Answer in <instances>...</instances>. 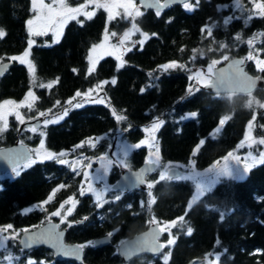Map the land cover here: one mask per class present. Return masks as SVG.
Masks as SVG:
<instances>
[{"label":"trees","instance_id":"1","mask_svg":"<svg viewBox=\"0 0 264 264\" xmlns=\"http://www.w3.org/2000/svg\"><path fill=\"white\" fill-rule=\"evenodd\" d=\"M225 1L199 0L192 11L177 4L159 16L152 9L145 11L138 22L151 36L140 47L125 53L123 66H118L114 57L107 56L91 73L88 72V52L93 44L100 41L106 28L107 15L103 9L90 20L81 19L83 23L70 20L58 42L50 46L34 45L30 59L35 65L37 82L45 85L56 83L51 88L36 87L38 98L33 113L57 111L77 91L108 81L105 104L89 103L78 109H69L64 122L48 128V140L54 141L56 146H66L115 126L122 130L123 135L137 140L144 134L143 127L159 117L165 121L157 133L162 159L186 163L193 158L197 168H205L237 146L254 113V135L264 138V108L253 106L228 113L226 101L205 89L199 87V92L188 94L191 66L205 65L225 52L228 58H244L249 50L246 41L235 39L238 31L235 27L219 22L212 27L211 36L206 30L202 31L218 15L216 3ZM30 15V0H0V28L6 32L0 38V54L19 53L27 47L26 20ZM128 25L129 19L117 17L109 22L108 27L119 34ZM246 32L251 33L249 29ZM220 43L227 47L220 48ZM258 46L264 56V44ZM244 60L250 73L264 78V71L257 69L253 62ZM170 61L183 64L185 68L158 74L160 66ZM4 78L0 96L4 93L5 97L19 99L31 85V76L24 64L15 63ZM112 79L116 80L115 85L110 83ZM253 95L260 101L264 100V87L256 89ZM113 109L117 114L125 115L127 120L117 121ZM193 111L198 113L196 118L180 119ZM224 115L229 119L219 134L212 138V130ZM203 138L205 143L193 156L195 147ZM5 139L1 135L0 143ZM49 169V164L38 163L18 178L7 180L6 187L0 191V225L22 227L39 221L37 213L21 214L20 210L47 196L54 183ZM193 190V185L183 180L160 181L153 187L158 216L167 220L185 216L186 225L193 229L191 235L187 234L186 227L175 229V243L166 247L168 264H188L192 260H195L193 264L201 262L197 259L204 258L214 247L221 252L218 264H264V165L252 168L243 180L223 178L189 210L187 205ZM108 219L103 230L86 225L84 234L74 231L67 239L78 242L91 240L100 230L109 231L122 220L125 221L122 233L130 235L136 231L134 226L139 222L136 219V222L130 219L127 222L124 211ZM162 256L145 255L130 264H164ZM27 259L35 260L37 264H109L116 256L109 248L100 249L87 244L83 261L57 260L43 247L24 251L17 264H27Z\"/></svg>","mask_w":264,"mask_h":264},{"label":"snow or ice","instance_id":"2","mask_svg":"<svg viewBox=\"0 0 264 264\" xmlns=\"http://www.w3.org/2000/svg\"><path fill=\"white\" fill-rule=\"evenodd\" d=\"M142 3H144V0H142ZM171 3H182L184 8L191 11L193 10V5L189 3V0H165L164 4H159V0H157V4L159 5L157 8V16L160 15L161 10L164 7L170 6ZM94 5L96 8H103L105 11L109 13V20L113 19L116 13L114 10L118 8H122L124 10V15L127 17H132L133 19L137 16H141L142 13L140 10L137 8L133 0H86V3L79 5L78 7H72L70 6L66 0H52V3L50 4H45L44 0H32V10L33 12L36 13L35 20L34 19H29L27 21L28 25V31L30 35L32 36H41V35H46L47 34V29L49 27L54 26L56 28L55 35L59 36L61 34V30L63 29L64 25L69 21V20H76L78 23H83L78 19L79 16L83 15L86 17V19L90 20L92 17L95 15L94 11H87L88 5ZM199 0H196V6H198ZM234 7L239 10L240 12H248L249 14L247 17L244 19L245 24L252 19L253 15H259V16H264V3H255L254 2V8L258 9V12H251L247 10L243 3L242 0H233ZM145 7H151V4H144ZM224 7H227L225 5ZM45 10H46V15H45ZM241 17H236V16H229L226 17L223 21L225 25L231 23L233 19H240ZM43 19L44 25L43 27H37L33 28V25L36 23V21ZM132 29L139 32L140 29L136 26L135 23L132 25ZM206 30L208 35H212V26H205V29H202V31ZM132 34L131 31L125 32L123 37L120 39L119 45L114 46L122 48L125 44V41L128 39V37ZM6 35V32L3 28H0V38H3ZM112 36H116V33L113 32L111 33ZM141 35L144 37V40H147L149 38L147 33L141 32ZM155 35V34H153ZM258 36H264V33H258L252 38L247 40V44L249 47H252L255 43V40L257 39ZM107 34L105 36V39H107ZM235 39L237 41L241 40V36L239 34L236 35ZM144 40L139 41V43L142 45L144 43ZM58 42V41H57ZM34 41L29 40V50H26L22 55L20 56H13L10 57V60L12 61H19L20 64H26L28 71L31 75V80H32V86L33 87H41V88H51L56 81L50 82L48 84H43V83H38L37 82V77L35 75V65L33 62L28 59L29 56L31 55L30 53V48L33 45ZM96 47H103V45L99 46H94L93 51H95ZM220 48H226L227 45L224 43H220L219 45ZM111 54V53H109ZM117 59L120 60L121 66H123V59L121 55L117 56ZM195 59V57H193ZM224 60L228 59V56L225 55L223 57ZM247 60H253L256 59L257 66L260 68L261 71H264V60H259L256 57L253 56L252 52H249L247 57L245 58ZM89 60L92 63L93 67H90L88 69V72L91 73L94 70V64L95 61L92 60V57L89 56ZM219 63L217 60H212L211 64H209L207 68V72L203 71H197L194 73L193 76L190 77V79H194L196 81L197 85H203L204 88L212 89L216 94H219L226 83L227 77L232 73V72H240L241 74L244 73L243 70V63L244 60H237L233 61L230 63L226 68H215L214 66ZM9 67L8 64L0 63V76L4 74V72L7 70ZM176 68H181L184 69L185 65L183 64H178L175 61L166 63L164 65L160 66V69L162 71H168L169 69H176ZM75 71V70H74ZM190 71V70H189ZM151 75V73H150ZM104 83H108V81H105ZM111 84L115 85L116 80L112 79ZM256 81H252V84L255 85ZM101 88V85L98 84L96 85V89ZM96 89L90 88L88 91L81 93L80 91H77L75 93V96L72 99H69L67 101L68 105H71L72 108H81L84 106L86 103H104V100L102 98L100 99H93L92 98V93L96 91ZM144 89H141V92H143ZM200 88L196 86H190L188 88V94L191 95L194 92H199ZM76 97H82V102H76L73 103V101L76 99ZM37 100V97L35 94L30 90L27 95L25 96L24 100L17 103L14 100H5L2 103H0V134H2L4 131L7 130L8 128V120L7 117L9 115H15L16 120L19 121L21 124L25 123L24 116L21 114L19 109L21 108H26L28 111H32L34 108V102ZM57 105L60 104L59 101L56 102ZM10 106V107H6ZM261 107H264V105H260ZM69 114V109L64 108L62 111V114L55 119H45L44 120V125L45 127L50 124V123H58L60 120H62L64 117L68 116ZM113 115L116 117L117 121L122 122L126 121L127 117L123 114H117L116 110L113 109ZM198 115L197 112L193 111L187 114H184L180 117L181 120L184 119H191V118H196ZM39 116H47L46 112H39ZM229 119L228 116L223 117L220 122H219V127H217L213 133L210 135L212 138L216 137V134L219 133L225 124V122ZM253 120H255V116L253 117ZM165 123V121L159 117H157L153 123L151 124L150 128H145V132L149 133V138L146 140H141L139 143L136 144H126L122 146V155H119L118 158L113 161L109 159L106 156H102L99 158V162L101 164V169L98 170L101 174L91 178V180L87 184V188H81L80 190V195L83 196L86 193H91L92 195L95 196V201H96V207L102 208L104 204H107L110 202V200L105 199V194L113 191L112 188L109 186L105 185L104 187H95L94 183L92 181L95 180H100L102 181L104 179V176L108 173L110 168L112 166H120L123 168H127L131 175L127 178L128 182L126 184H120L115 186V194H114V199L115 200H120L121 199V194L128 188L136 187L138 185H144L146 180H145V174L147 172H154L157 171V169H161L159 171V181H171V180H180V179H194L195 180V188H196V194L192 198V201L188 205V209L191 210L192 205L199 199L201 198L206 192L210 191L211 188L217 183V180L220 177H229L232 179L236 180H243L245 177V174L250 172V170L254 167H256L258 164L264 165V152L259 153V156H254L252 152L250 151L246 157H244V163L243 166L241 167V158L237 155H235L234 152H229L227 156L223 157V162L217 161L210 167L209 169L206 170L204 174L200 173H195L191 177H185L177 172L174 171V167L177 166H171V165H160L159 162V156L158 152L159 149L156 148V155L155 158H152V155L150 154V157L148 160H146V165L147 167L141 169L140 171L132 173L131 171V166L128 162V158L130 156V153L142 147L145 144H149L151 146L152 142L155 141V136L154 133L159 129L160 126H162ZM131 127V125H129ZM253 128V123L250 121L248 124V131L245 133L244 139L240 142V144L237 146L238 148L244 147L246 144L249 148L253 144L259 143V144H264V138L260 140H256L252 138L251 136V130ZM31 132H37L38 129L36 127H32L29 129ZM39 135L41 137H44L46 135L45 132L40 131ZM98 142V141H97ZM87 143L91 146H95L93 141L91 139L82 142L80 145H77L76 147H83V144ZM205 143L204 140H201L199 142V145L197 146L196 151H199V147L202 146ZM196 151L193 152V156L196 155ZM68 155L67 152L61 151L59 153L47 150L45 148V141L44 139L40 140V145L39 149L35 150V156L38 159H33L31 155L28 153H16L14 157L8 158L9 162L12 164V172L16 175H20L19 169V164L20 161H24V167H29L32 164L36 162H44V161H54L56 163H59L61 165H68L73 172H75L77 175L81 174V171H78V168L81 170L86 167L88 169H91L92 164L91 162L87 163L84 165L83 161L85 158L78 159L76 161L69 162L65 157ZM234 162V163H233ZM192 165L193 170L195 169V160L190 162ZM83 176L86 178V180H89V172L88 171H83L82 172ZM159 181H154V182H148L147 183V189H148V201L147 205L149 208V211L151 210V205L155 203V197L153 196L152 189L154 187V184L159 182ZM65 187V185L61 184L57 189L54 190L53 195L55 191H58L60 188ZM53 195H50L48 197V201H51L53 199ZM48 201H45L47 203ZM70 201L73 205H75L76 201L74 198H70ZM64 205H61V208H63ZM71 210H69L70 213ZM52 216H59L61 213L59 211L53 212L51 214ZM187 215V213H185ZM87 219V217H85ZM150 223L155 224V227L151 228L148 233L144 234V238L141 240H138L135 246H125L122 249V252L125 256H131L134 254L136 251H141V250H148L152 252H159L163 247H165L164 244H159L158 239L159 235L162 232H168L169 234V239L167 240V245H173L175 243V238L172 234V229L173 228H185L187 234L191 235L193 229L190 226L186 225L185 222V216H181L177 218L176 220H172L170 222H165L162 226L160 222L155 221L153 219L150 221ZM56 227L58 226H53L46 231H39V232H29L28 229H22L19 232L13 230L9 232V230L13 229V226L11 224L0 227V264H4L6 261V264H17V262H20V256L14 254L9 247L8 241L12 240L15 241L20 237V232H23L25 235L23 238L19 239V243L22 246L20 248V252L23 253L25 249L31 248L33 245L37 244H42V243H52L53 247L56 248V254L59 255H64V256H75L77 258L81 257L82 249L86 247L87 245H79L76 247H65L63 244L60 243V236L62 233H59L56 231ZM8 233V234H6ZM109 236L112 235V233L108 234ZM96 242L89 241L88 245H95ZM217 244H219V241H217ZM170 255V253H169ZM210 256L212 254H209ZM220 255L216 254L215 255V260L219 261ZM27 264H37V261L32 260V259H27ZM40 264H43V262H40ZM164 264H168V255L164 257Z\"/></svg>","mask_w":264,"mask_h":264},{"label":"flooded vegetation","instance_id":"3","mask_svg":"<svg viewBox=\"0 0 264 264\" xmlns=\"http://www.w3.org/2000/svg\"><path fill=\"white\" fill-rule=\"evenodd\" d=\"M49 1H52V0H49ZM160 1H163V0H160ZM253 1L254 0H242V3L247 10H249L251 12H258L259 10L255 9L253 7ZM258 1L260 3H264V0H258ZM189 3H192V5L194 6L193 7V10H194V8L196 7V0H189ZM173 5H177V4H173ZM173 5H170V6H173ZM178 5H181L184 8L183 4H178ZM225 5H227V7H224ZM170 6L161 10L160 13H162L164 10H166ZM30 8H31V15H32L31 0H30ZM147 10H149V9H143L142 8V11H141L142 15ZM216 10L219 12L218 15L213 17L211 19V22L209 23V25L212 27H214V25H217L219 22L223 23V21L226 17H229V16L241 17L240 19H233L231 21V23L227 24L228 26L235 27L238 30L235 34V37L237 34H239L241 36L240 42L244 43L246 41V39L252 37L255 33H258L260 31H264V16L253 15L252 19L246 25L244 22V19L247 17V15L249 13L248 12L242 13L239 10H237L234 7L233 0H226L225 2L216 3ZM154 11L157 12V10H154ZM141 16H137L135 21L138 24L139 28L141 30L145 31L143 28L140 27L139 22H138V19ZM129 23H130V21H129ZM248 29L251 31L250 34H247V32H246V30H248ZM145 32L148 33L147 31H145ZM28 41H29V39H28ZM36 44H40V43H36ZM36 44H34V45H36ZM260 44L261 45L264 44V37H262V41L260 43H258V45H260ZM27 46H28V44H27ZM46 46H50V45H46ZM26 48L22 52H24L26 50ZM22 52L14 53V54H0V63L8 62V61L11 62V65L7 68V70L4 72V74L2 76H0V91H1V89L4 88V80H5L4 77H6L10 68L15 63H19L18 61L10 60V57L17 56V55L21 54ZM30 52H31V49H30ZM258 76H260V75H258ZM260 77H262V76H260ZM31 87H32V82H31V85L29 88H31ZM34 89H35V93L37 95L36 87H34ZM22 98L23 97H21L19 99L15 98V97H5L4 93H2V95L0 96V102H2L5 99L21 100ZM36 103H37V100H36L35 105H34L35 111H36ZM31 118H33V117H30L29 119H31ZM42 121H43V119H42ZM42 121L38 126L32 125V126L24 128L21 132H19V127H20L21 123H19L17 125V123L15 122L14 119H10L8 121L7 130L4 131L2 134H0V136L2 135L3 137H6V139L2 143H0V148L5 147V146H11L17 142L22 143V144H25L29 148V150L31 151V156L33 158V157H35V150L40 145V140L44 139L45 148L47 150H50V151H53L56 153H59L61 151L67 152L68 155L65 157V159H67L69 162H71L73 159L76 161L78 159H82V158L86 157L87 159H85L83 161L84 165L91 162L92 167H91V169L84 167L82 170L80 168H78V171H81V174L77 175L75 172H73V170L68 165H61V164L56 163L54 161L42 162V163L49 164V167H50L49 171H50V174L52 177V181L54 183H53L52 188L49 190L47 196L44 199H42L40 201L33 202L32 204L27 205L20 210L21 214H30V213L35 212V213H37L36 215H38L40 217V218H38L39 221L37 223L30 224L27 226H22V227H25V229L31 230V229H35V228L41 226L42 224H44L46 222L52 221V222L57 223L58 230H65L64 240L66 243H78L80 245H87L89 241L94 242L95 238L107 236L109 233H112L109 244H105L103 246H95L94 245V247L100 248V249L109 248L112 251V254H114L116 256V259L114 260V262H111L109 264H118V263L122 262V259L118 253V248H119V245L124 240H126L127 238H131L135 234L140 233V232L148 229L151 225H155L153 223H150V221H152L153 219H155V221L160 222V224H161L163 222L175 220V219L181 217V216H178V217L173 218L171 220H167L164 217L158 216L159 214H158V210L156 209V203L151 205V210L149 211V208L147 205V201L149 199V197L147 195V193H148L147 183L159 181V169H157V171H154L153 173L147 174L145 176L146 182H145L143 188H135L132 190H125L121 194V199L115 200L114 199L115 188L113 187V185L117 182V180L121 176L122 171L127 169V168H123V167L115 166V165L112 166L110 168V170L108 171V173L104 176V179L102 181H100V180L96 181L95 180L97 183L105 182L107 184V186H109L110 188L113 189V191H110V192L105 194V199L110 200V202L107 204H104V206L102 208L96 207V201H95L94 195H92L91 193H86L83 196L80 195L81 188L82 187L86 188L85 184L87 182V180L83 176L82 172L88 171L89 174L95 173L98 176L101 174L98 171L101 169V164L99 162L100 157L106 156L113 161H115L118 158V156L116 155L117 154L116 153L117 147H118V145L116 144V141L118 138L116 133H118L117 132L118 127L115 126L113 129L112 128L108 129L102 133L91 134V135L85 136L76 142L67 144L66 146H56L54 141H53V143H51V141L48 140V139H50V136H49L50 134L48 133V128L52 125H56V124H60V123L64 122L65 118L60 120L58 123H50L46 127L42 126ZM32 127H36L37 129L43 128V132H45L46 135L44 137H41L39 135L38 131L35 133L33 132V133L29 134V128H32ZM121 136L130 144H133V143L135 144V143H139L143 139L144 134L142 135V137H140L137 140H134L133 138H131L129 136H125L123 134H121ZM7 139H9V140H7ZM89 139H91L93 141L95 146H91L87 143H84L83 147H76L77 145H80L82 142L87 141ZM159 150H160V147H159ZM147 157H148V149L146 148L145 145H143L142 147H140L138 149L133 150L130 153V156L128 158V162L131 166V169L132 170L138 169L142 163H144L146 160H148ZM160 157H161V152H160ZM161 162L164 163L167 161L163 160L161 157ZM24 163L19 164V168H21L24 165ZM38 163H41V162L38 161V162L32 164L31 166L26 167L25 169H23L20 172V175ZM11 171H12V168L8 169V170H0V173H7V172H11ZM19 176H15L14 178L5 177L4 179H0V191L6 187L7 180L11 181V180L18 178ZM89 177H90V175H89ZM61 184L65 185V187L60 188L58 191H55V193L53 195L54 190L57 189L59 187V185H61ZM133 193H135V194H133ZM152 193H153V196L155 197V202H156L157 198L155 196L153 189H152ZM130 194H133V195H131L130 197L126 196V195H130ZM50 195H53V199L51 201H48V197ZM70 198H74L76 203H75V205L71 204L72 205L70 208L71 213L66 214L63 220L59 216H52L51 218H47L46 213H48V212L52 213V212L60 209L61 205L62 204L66 205L68 200H70ZM45 200L48 201L45 210L44 209H42V210L33 209V210H29V211H24L25 208H28L34 204H38V203L45 201ZM121 211H124L126 213V219L125 220L127 222L129 221V219L131 220V222L132 221L136 222V220H138L140 222V223L136 222L137 224L134 226L136 231L130 235L123 234L122 231H123V226L125 224V221L122 220L117 225L108 229L109 231L102 232L101 230L104 229L103 226L106 228V222L109 220L108 217L109 216L115 217V215L116 214L118 215L119 212H121ZM85 217H87V219H85ZM110 222H112V221L110 220ZM5 225H7V224H2V225H0V227L5 226ZM86 225L88 227H91V228L96 227L98 229H101V228L102 229L100 230L98 235H94V237L88 241L78 242V241H71V240L67 239L69 237V234L74 232V231H77L81 234H84L85 229H83V227L84 226L86 227ZM15 228H19V227H15ZM175 229L176 228H174L172 230V233L175 236H177L175 234ZM125 230H127V229H125ZM92 233L96 234L95 231H93ZM158 241L161 242V244L165 245V242L167 241V233L162 232L159 235ZM19 247H20V245H19V239H18V247H17L18 250L21 248V247L20 248ZM36 248H39V247H35L32 249H25V251H31V250H34ZM43 248H46V247H43ZM85 248L86 247L83 248L84 251H85ZM165 248H166V245H165V247H163V250L158 254H152V253H147V252L142 253L139 256H136V257L131 258L128 261L124 262V264H130L135 259H140V258L144 257L145 255H152V256L161 255ZM46 249L49 250L53 254V256L55 257L54 251L52 249H50V248H46ZM55 259H56V257H55ZM65 260H71V259H65ZM73 261H76V260H73ZM148 264H150V263H148Z\"/></svg>","mask_w":264,"mask_h":264},{"label":"rangeland","instance_id":"4","mask_svg":"<svg viewBox=\"0 0 264 264\" xmlns=\"http://www.w3.org/2000/svg\"><path fill=\"white\" fill-rule=\"evenodd\" d=\"M66 2H67L70 6H72V7H78L79 5L86 3V0H66ZM133 2L135 3V5L137 6V8H138V9L140 10V12H141V11H142V8H141L140 4H139L136 0H133ZM254 2H255V3H260L258 0H254V1H253V7H254ZM44 3H45V4H50V3H52V1L44 0ZM191 4H192V3H191ZM31 7H32V0H31ZM100 9H103V8H96L94 5L89 4L86 10H87V11H94V12L96 13V12H97L98 10H100ZM103 10H104V9H103ZM104 11H105V10H104ZM114 11H115L116 13H118V14L115 15L113 19H115V18H117V17H124V19H126V20L129 19L130 23H129L128 26H126V28H125L121 33L117 34L116 31H114V30H112L111 28L108 27L109 22H110L111 20H113V19L109 20V13H108L107 11H105V12H106V15H107L106 28L104 29V32H103V35H102V38L100 39V41L97 42V43H95V44H93V45L91 46L89 52H88V56H87V59H88V69H89L90 67H93L92 63H91L90 60H89V56H91V57H92V60L95 61L94 69H95L96 65L99 63V61H100L101 59H103L104 57H107V56H112V57H114V58L116 59V61H117L118 66H121V62H120V60L117 59V56H118V55H121V56H122V59H123V61H124V55H125V53H126L128 50H130V49H132V48H134V47H136V46H137V47H140L141 44L139 43V41L144 40V37L141 35V32H143V33H146V32L143 31V30H141V29L139 28L138 24H137L136 21H135V19H136L137 17H135V18L133 19L132 17H127V16H125V15H124V10H123L122 8L115 9ZM45 15H46V10H45ZM35 17H36V13L33 12V10H32V15L30 16L29 19H34V20H35ZM29 19H28V20H29ZM78 19H79V20H81V19H86V17L83 16V15H81V16L78 17ZM28 20H27V21H28ZM27 21H26V26H27V30H28ZM69 21H70V20H69ZM69 21H68V22H69ZM68 22H67V23H68ZM67 23H66V24H67ZM133 23H135L136 26L140 29L139 32H137V31H135V30L132 29V25H133ZM66 24L64 25L63 29L61 30V34H60L59 36H56V35H55L56 28H55L54 26L49 27V28L47 29V34H46V35H41V36H32V35H30V33H29V31H28V34H29V40L31 39V40L34 41L33 45L36 44V43H40L41 45H51V44H53V43H56L57 41H59V40L61 39ZM43 25H44V21H43V19H41V20L36 21V23L33 25V28L35 29V28H37L38 26H39V27H43ZM208 26H210V25H208ZM129 31H131L132 34H131V35L128 37V39L125 41L124 46H123L122 48H119V47H115V48H114V46L119 45V43H120V39L123 37L124 33H125V32H129ZM113 32L116 33V36H112V35H111V33H113ZM258 33H264V31H260V32H258ZM258 33H255L253 36H255V35L258 34ZM106 34H107V37H108L107 39H105ZM147 34H148V36H151L150 33H147ZM253 36H252V37H253ZM252 37H250V38H252ZM262 37H264V36H258V37H257V39L255 40L254 45H253L252 47H249V50H248L247 54L244 56V59L247 57V55H248L249 52H252V54H253L254 57H256V58L259 59V60H264V56H263V54H262V52H261V49H260L259 46H258V43H260V42L262 41ZM250 38H248V39H250ZM248 39H246V42H247ZM144 41H145V40H144ZM33 45H32V46H33ZM99 45H103V47H96V48H95V51H93L94 46H99ZM32 46H31V47H32ZM248 46H249V45H248ZM30 49H31V48H30ZM26 50H29V44H28ZM26 50H25V51H26ZM25 51H24V52H25ZM24 52H22L21 54H19V55H17V56L22 55ZM109 53H111V54H109ZM225 55L228 56V53L225 52V53H222L221 56L218 57V58L210 59L205 65H202V66H201V65L191 66V67H190V68H191V71H190V77L193 76L194 73L197 72V71H203V72L206 73V72H207V68H208L209 64H211V61H212V60H217V61H219V63H221L222 61H224L223 57H224ZM12 57H13V56H12ZM28 59H30V56H29ZM30 60H31V59H30ZM246 60H247V59H246ZM31 61H32V60H31ZM248 61L253 62V64L255 65V67H256L257 69H260V68L257 66L256 59L248 60ZM18 62H19V61H18ZM170 62H172V61H170ZM175 62H176V61H175ZM167 63H169V62H167ZM177 63H178V62H177ZM219 63H217L215 66H217ZM165 64H166V63H165ZM24 65H26V64H24ZM162 65H164V64H162ZM215 66H214V67H215ZM26 67H27V65H26ZM27 69H28V68H27ZM158 72H159L158 74H160V73L163 72V71L159 68V71H158ZM30 76H31V75H30ZM190 80H191V85H190V86H196V87H200V86H201V85H197V84H196V81H195L194 79H190ZM105 81H107V80H103V81H101V82L99 83V84L101 85V88H99V89H96V85H95L94 87H92L93 89H96V91H94V92L92 93V98H93V99H100V98H102V99L104 100V103H101V104H105V102H106V95H105V85H106V83H104ZM31 82H32V80H31ZM97 85H98V84H97ZM89 89H90V88H89ZM89 89H87V90H85V91H80V92L83 93V92L88 91ZM30 90H31V91L35 94V96L37 97V95H36V93H35V89H34V87L32 86L31 88H29V89L24 93L23 98H22L21 100H14V101H16L17 103L23 101L24 98H25V96L27 95V93H28ZM74 96H75V95H74ZM74 96H73V97H74ZM253 96H254V95H253ZM73 97H71V98H69V99H72ZM254 97H255V96H254ZM69 99L66 100L64 106L61 105V106H63L61 109L59 108L57 111H54V112H49V111H47V112H46V113H47V116H43L42 126H45L44 123H43L45 119H55L56 117H58V116H60V115L62 114V111H63L64 108L71 109L72 106L67 104V101H68ZM82 99H83L82 97H76V99L73 101V103H76V102H82ZM5 100H12V99H5ZM5 100H3V101H5ZM3 101H2V102H3ZM255 101H256V102L253 104L254 107H256V108H257V107H259V108H264V107H261V106H260V105H264V100L260 101V100L256 99V97H255ZM2 102H0V103H2ZM35 102H36V101H35ZM35 102H34V105H35ZM86 104H89V103H86ZM86 104H84V105H86ZM6 107H10V106H6ZM59 107H60V106H59ZM256 108H255V111L258 109V108H257V109H256ZM19 111H20L21 114L24 116V119H25V120H26V119H29L30 117L38 116V115H39V112H42V111H37L36 113H33V111H35L34 108H33L32 111H28L26 108H21V109H19ZM188 113H190V112H188ZM185 114H187V113H185ZM254 116H256V113H254L253 117H254ZM223 117H225V115H224ZM223 117H222V118H223ZM253 117H252V119H251L250 121L253 123V128H254V120H253ZM222 118H221V119H222ZM10 119H14L15 122L17 123V125L20 123L19 121L16 120L15 115H9V116L7 117V120L9 121ZM250 121H249V122H250ZM152 123H153V122H151L149 125H146V126L143 127L144 137H143L142 140H146V139L149 138V133H148V132H145V128H150V126H151ZM248 124H249V123H248ZM219 126H220V125L218 124V125L212 130L211 133H213L214 130H215L217 127H219ZM160 127H161V126H160ZM160 127H159V128H160ZM253 128H252V130H251V136H252V138L256 139L257 141L260 140V139H262L261 137H256V136L254 135ZM29 129H30V128H29ZM40 131H43V128H39V129H38V133H39ZM158 131H159V129L154 133L155 141L152 142L151 146H150L149 144H145L146 148L148 149V157H147V159H149L150 154L152 155V158H155V155H156V148L159 149V142H158V136H157ZM247 131H248V125H247V127H246V131H245V133H246ZM117 132H118V133H116V134H117L118 138H117L116 144L118 145V147H117V152H116V151H115V152L117 153L116 155L119 156V155H122V146H123V145H126V144H130V143L127 142V141L121 136V134H122V130H121L120 128H117ZM30 133H33V132L29 131V134H30ZM217 134H219V133H217ZM217 134H216V135H217ZM210 136H211V135H210ZM244 136H245V134H244ZM211 137H212V136H211ZM243 139H244V137L242 138V140H243ZM202 140L205 141V138H203ZM242 140H241V141H242ZM241 141H240V142H241ZM240 142L237 144V146L240 144ZM133 144H134V143H133ZM135 144H136V143H135ZM198 145H199V144H198ZM198 145H197V146H198ZM197 146L195 147L194 151H196ZM237 146H236L233 150H231V151H229V152H234L235 155H237V156H239V157L241 158V167L243 166V163H244V157H246L250 151L252 152V154H253L254 156H257V157L259 156V153L264 152V144L256 143V144H253V145L251 146V148H249V147L247 146V144H246L244 147H240V148H238ZM200 147H201V146H200ZM200 147H199V148H200ZM37 149H39V147H38ZM37 149H36V150H37ZM196 152H197V151H196ZM229 152H228V153H229ZM228 153H227L226 155H224L223 157L227 156ZM158 156H159V162H160V165H161V166H163V165L177 166V168H179V169L182 170V174H181V175H183V176H185V177H191V176H193L195 173L204 174V173L206 172V170L209 169L210 167H212V165H213L214 163H216L217 161H221V163L223 162V157H221V158L215 160L212 164L206 166L205 168H197V166H196V164H195V169L193 170L192 165H191V163H190L191 161H193V158H191V159H190L188 162H186V163L178 162V161H167V162H164V163H163V162H161L160 150H159V152H158ZM33 159H38V158L35 156V157H33ZM71 160H72V159H71ZM72 161H75V160L73 159ZM72 161H71V162H72ZM233 163H234V162H233ZM25 168H26V167L22 166V167L19 168L18 170L21 172V171H22L23 169H25ZM160 170H161V169H159V171H160ZM247 174H248V173H247ZM247 174H245V177L247 176ZM89 175H90L89 180H87V182H86V184H85L86 188H87V184H88V182L91 180V178H94V177L97 176V174H95V173H92V174H89ZM15 176H16V175H15L12 171H11V172H7V173H0V179H4L5 177L14 178ZM245 177H244V178H245ZM223 178H229V177H220V178L217 180V183L220 182ZM182 180H183V181H188V182H190V183L193 185V188H194L193 193H192V196L190 197V199H189V201H188V205H189V203L192 201V198H193V197L195 196V194H196V188H195V183H196V182H195L194 179H180V181H182ZM96 181H97V180H96ZM96 181H92V182L94 183V186H95V187L100 188V187H104L105 185H107L105 182L97 183ZM95 183H96V184H95ZM101 183H102V184H101ZM217 183H216V184H217ZM216 184H215V185H216ZM215 185L211 188V190L215 187ZM45 201H47V200H45ZM45 201H42V202H40V203H38V204H34V205H32V206H30V207H28V208H25L24 211H29V210H33V209H39V210L44 209V210H45V208H46V206H47V203H45ZM71 204H72L71 201L68 200L67 204L64 205L63 208H60V209L56 210V211H59V212L61 213V215H59V217H60L62 220L64 219V217H65L66 214H69V210H71L70 208H71V206H72ZM188 205H187V209H188ZM56 211H54V212H56ZM52 213H53V212H52ZM52 213H50V212L46 213L47 218H51V217H52V215H51ZM70 213H71V211H70ZM175 220H176V219H175ZM171 221H172V220H171ZM166 222H170V221H166ZM164 223H165V222L161 223V226H162ZM7 225H8V224H7ZM5 226H6V225H5ZM2 227H3V226H2ZM22 229H25V227L15 228V227L13 226V229H12V230H9V232H11V231H13V230L19 232V231L22 230ZM173 229H174V228H173ZM173 229H172V230H173ZM172 230H171V231H172ZM166 233H167V240H168V239H169V234H168V232H166ZM6 234H8V233H6ZM20 234H21V232H20ZM172 234H173V233H172ZM173 236H174V238H175V240H176V236H175L174 234H173ZM18 239H19V238H18ZM18 239L15 240V241L9 240V241H8V244H9L10 250H11L14 254L21 256L20 249H19V251H18L17 248L15 247V245L18 244ZM165 245H166V247H168V248L171 246V245H167V241L165 242ZM19 248H20V247H19ZM162 254H163V256H162L163 258H164L166 255H168V250H167V248L164 249V251H163ZM209 254H212V255L210 256ZM216 254H219V255H220L221 252L216 251V249H214L213 251L207 253V254L204 256V259H203L201 262H198V263H195V264H218V261L215 260V255H216ZM5 262H6V261H5ZM5 262H4V263H5Z\"/></svg>","mask_w":264,"mask_h":264},{"label":"water","instance_id":"5","mask_svg":"<svg viewBox=\"0 0 264 264\" xmlns=\"http://www.w3.org/2000/svg\"><path fill=\"white\" fill-rule=\"evenodd\" d=\"M141 7L143 9H153V10H157L158 8V4H157V0H144V3H142V0H137ZM165 3V0L163 1H160L159 0V4H164ZM144 4H151L152 6L151 7H145ZM173 4H182V3H171L170 5H173ZM166 7H164L163 9H165ZM162 9V10H163ZM237 60H244V58L242 56H232V57H229L227 60L219 63L217 66H215V68H226L230 63H232L233 61H237ZM4 64H8L9 66L11 65V62L8 61V62H2ZM243 67V70L244 72H246L247 74H249L251 77H253L255 80H256V87L253 91H255L256 89L258 88H263L264 87V78L263 77H260L258 75H254L252 73H250L247 69H246V63H245V60H244V63L242 65ZM200 88L202 89H205L207 92L211 93V94H215L214 90L212 89H208V88H204L203 85L200 86ZM43 117L42 116H36V117H33L31 119H27L25 120V123L24 124H21L20 127H19V132H21L24 128L26 127H29V126H32V125H35V126H38L41 121H42ZM20 152H23V153H28L29 155H31V151L29 150V148L25 145V144H22V143H15L11 146H5V147H1L0 148V170H8V169H11L12 168V164L9 162V159L8 158H11V157H14L16 153H20ZM146 162V161H145ZM142 163L141 166L138 168V169H135V170H132V173L134 172H137V171H140L141 169L147 167L146 163ZM24 163V161H20V164ZM174 171L179 173V174H182V170L177 168V167H174ZM153 172H147L145 174V176L147 174H151ZM131 175V173L129 172L128 169H125L122 171L121 173V176L119 177V179L117 180V182L113 185V187L115 188V186L117 185H120V184H126L128 182V177ZM144 185H138L136 187H132V188H128L126 190H132V189H135V188H143ZM53 226H58L57 223L55 222H52V221H49V222H46L44 224H42L41 226L35 228V229H31L29 230V232H39V231H46L47 229L53 227ZM155 227V225H151L148 229L140 232V233H137L135 234L133 237L131 238H127L126 240H124L120 245H119V248H118V253L122 259V262L121 263H118V264H124V262L128 261L129 259L131 258H134L136 256H139L140 254L142 253H152V254H158L160 253L163 248L159 251V252H152V251H148V250H141V251H136L134 254H132L131 256H125L122 252V249L125 247V246H135V244L137 243L138 240H141L144 238V234L145 233H148L150 231L151 228ZM56 231L59 232V233H62V235L60 236V243L63 244L65 247H76V246H79L80 244L78 243H66L65 240H64V234H65V230H58V227H56ZM24 233L22 232L19 239L20 238H23L24 237ZM110 238L111 236L107 235V236H103V237H98V238H95L94 239V242L95 243V246H103L105 244H109L110 243ZM159 244H161V242L158 241ZM20 245V243H19ZM46 247V248H50L54 251V254H55V257L56 259L62 261V260H65V259H71V260H76V261H82L83 260V255H84V249H82V253H81V257L80 258H77L75 256H64V255H59V254H56V248L53 247V244L52 243H42V244H37V245H33L31 248H28V249H32V248H35V247ZM20 247H22L20 245ZM215 249V247L212 249V251ZM204 258H198L197 260L201 261L203 260ZM195 260H192L190 261L188 264H193Z\"/></svg>","mask_w":264,"mask_h":264},{"label":"clouds","instance_id":"6","mask_svg":"<svg viewBox=\"0 0 264 264\" xmlns=\"http://www.w3.org/2000/svg\"><path fill=\"white\" fill-rule=\"evenodd\" d=\"M204 51L201 50V55ZM255 79L244 72H232L226 79L223 90L216 94L217 98L226 101L225 109L228 113H234L238 109H250L256 102L253 90L256 87L252 84ZM256 81V80H255Z\"/></svg>","mask_w":264,"mask_h":264}]
</instances>
